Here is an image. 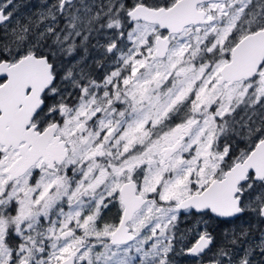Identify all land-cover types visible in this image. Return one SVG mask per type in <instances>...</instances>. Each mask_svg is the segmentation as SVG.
I'll use <instances>...</instances> for the list:
<instances>
[{"label": "snow or ice", "instance_id": "obj_1", "mask_svg": "<svg viewBox=\"0 0 264 264\" xmlns=\"http://www.w3.org/2000/svg\"><path fill=\"white\" fill-rule=\"evenodd\" d=\"M0 264H264V0H0Z\"/></svg>", "mask_w": 264, "mask_h": 264}, {"label": "rangeland", "instance_id": "obj_2", "mask_svg": "<svg viewBox=\"0 0 264 264\" xmlns=\"http://www.w3.org/2000/svg\"><path fill=\"white\" fill-rule=\"evenodd\" d=\"M22 3L28 5V6H31L33 4H35L37 2V0H21ZM29 9L28 8H24L22 9V11H28Z\"/></svg>", "mask_w": 264, "mask_h": 264}]
</instances>
